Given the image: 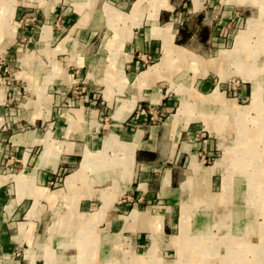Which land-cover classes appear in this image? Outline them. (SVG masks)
Returning a JSON list of instances; mask_svg holds the SVG:
<instances>
[{"label": "crops", "instance_id": "0c3cea01", "mask_svg": "<svg viewBox=\"0 0 264 264\" xmlns=\"http://www.w3.org/2000/svg\"><path fill=\"white\" fill-rule=\"evenodd\" d=\"M58 1L0 0V53L15 43L16 18L29 8L42 44L17 57L18 90L38 97L18 111L21 124L7 130L2 142L6 149L16 148L21 160L14 174L0 175V264H264V243L252 242L264 235V225L255 223L243 203L250 190L247 168L258 161L257 136L263 128L251 137L238 126L234 142L228 137L217 143L216 134H232L234 119L239 125L243 118L236 99L222 102L228 109L221 108L224 115L210 123L208 138L198 146L178 142L184 122H144L157 108L165 109L164 96L150 91L162 76L156 64L146 62L156 58L158 40L163 41L166 31L158 21L168 6L157 16L154 11L146 15L152 26L142 36L134 35L135 27L121 29L122 36L115 34L118 46L94 53L68 46L67 36L45 48ZM234 1L229 4H252ZM87 20L82 15L80 22ZM154 22L162 33L153 35ZM3 84L1 132L14 112L5 107L13 88ZM85 84V94L70 95L71 109L54 108L55 101L64 100L51 94L53 89ZM94 95L98 106L90 103ZM104 117L111 120L106 125ZM219 146L223 159L213 158ZM250 150L255 152L250 158H256L249 160ZM200 156L212 162L205 166ZM202 185L209 190L207 201L183 206ZM251 192L257 197L258 189ZM201 204L206 208L196 211ZM202 215L208 217L202 220Z\"/></svg>", "mask_w": 264, "mask_h": 264}, {"label": "rangeland", "instance_id": "374dc122", "mask_svg": "<svg viewBox=\"0 0 264 264\" xmlns=\"http://www.w3.org/2000/svg\"><path fill=\"white\" fill-rule=\"evenodd\" d=\"M134 1L137 2V7L134 6ZM162 1L168 7L160 10L158 25L164 27L166 32L163 41L158 40L156 58L146 64H156L155 68L159 69L157 72L162 76V80L155 84L150 91L154 93L159 91L164 96L162 108L165 109L160 112L157 108L156 112V108H152L156 113H152L144 122L148 125L168 124L169 121L184 122L185 132L179 136L178 142H187L198 146L202 140L208 138L210 123L218 122L219 117L224 115L221 108L228 109V107H223L224 103L222 102L236 99L239 107H242L243 118L239 119L241 120L239 125L238 120L232 118V120L234 119L232 126L237 129L228 135L216 134L219 136L217 143L220 139L224 143L226 138L229 141L228 137L232 138L234 142L237 137H240L238 126L243 127L242 131L245 129L243 132L249 133V135L254 134L258 130L257 128H263V134L257 136L261 138L258 140L260 149L257 152L258 161L247 168L251 178L250 190L243 203L250 212H253L254 215L251 217L256 220L255 223L264 225V213H260L264 207V200L259 198V195L264 196V68L260 70L264 66V0H242L245 3H252L248 6L229 4L236 3L234 0H59L55 7V19L48 24L51 28L52 38L45 48H54L67 36L68 46H78L94 53L108 52L107 49L118 46L119 35L122 36L121 29L128 30L130 27L132 29L135 27L134 35L142 36L143 31L152 26V23L145 22L146 15L155 12V7H157L155 4ZM78 3L82 5L80 6ZM33 12L34 9L29 8L22 17L16 18L18 37L10 49L0 53V81L4 83L3 85L13 88L8 92L5 107L15 112L8 115L9 121L1 127L4 128V132L0 130V175L14 174L21 160L20 153L16 148L10 146L6 149L2 146L3 139L5 144L7 142L4 137L5 132L14 125L21 124L18 111L28 101L38 97L37 94L23 91V89L19 91V87L15 84L17 65L21 64V61L17 60L18 54L32 52L38 49L41 44L38 39L40 31ZM113 13L119 15L113 19ZM82 15L89 16V20L80 22ZM98 17H101L100 21ZM94 19L98 21L93 23ZM134 20H141V24ZM154 23L153 35L162 33L164 30L157 27L156 22ZM116 32L119 33L118 36L115 35ZM67 44L65 45L67 46ZM167 44H171L175 49L184 50L186 55L183 58L177 57V53L175 56L168 52L164 55V47ZM131 46H135V44L132 42ZM257 48L262 49L257 50ZM250 50H254L255 53L250 56L251 60L246 59L245 66L255 67L254 77L257 81H255V85L243 77L245 76L243 74L244 67L241 62L235 61L242 54L243 59L245 56L247 58L246 54ZM98 56L105 57L102 54ZM108 60L110 61V58ZM161 62H163L162 66H160ZM213 63L217 64L216 69L208 65H213ZM86 86L87 84L82 85L81 88L73 85L53 89L52 92H54L51 94L62 96L64 100L59 103L55 101L54 104L56 103L57 106L54 105V108L71 109L74 105L70 102V95L72 93L81 94V91L85 94ZM46 89L45 94L50 95L48 88ZM256 90L257 92H255ZM94 92L100 95L97 91ZM90 103L99 105V103L96 104L95 95L90 98ZM231 107L235 108L236 106L231 105ZM227 115L230 114L227 113ZM232 116H235V110ZM110 121L105 117L102 120L104 125ZM135 121L138 122L137 119ZM254 135L251 137H255ZM196 151L199 153L201 149L198 148ZM248 153L249 160L256 158H250V155L253 156L255 153L252 150ZM224 154L225 150L223 151L220 147L213 158L223 159ZM231 155L233 156V154ZM200 159L204 160L205 166L209 161L212 162L207 156H200ZM254 176L262 178L263 181L259 179L260 183H252L251 180ZM206 186L202 185L199 189L197 188L196 194H190V197L185 199L183 206L191 204L190 201L198 202L200 200L205 203L207 201L205 193L209 191L206 190L208 189ZM255 189H258L257 197H254V193L251 192ZM215 190L217 189L215 188ZM201 208L206 207L201 204L196 208V211ZM196 211L194 210V213ZM200 217L203 220L208 216ZM196 220H199V215ZM254 239H257L252 241L255 242V245L264 243L262 234Z\"/></svg>", "mask_w": 264, "mask_h": 264}, {"label": "bare ground", "instance_id": "6f19581e", "mask_svg": "<svg viewBox=\"0 0 264 264\" xmlns=\"http://www.w3.org/2000/svg\"><path fill=\"white\" fill-rule=\"evenodd\" d=\"M166 6H168V5H166L164 1H162L161 3H159L158 6L156 7L155 12H154V16H157V15H158V10H159L160 8H164V7H166ZM158 7H159V8H158ZM157 8H158V9H157ZM244 45H246V42H244ZM166 48H167V50H168V53H169V54H172L173 56H175L176 53H177L176 56H177V57H180V58H183V56L186 55V52H185L184 50H178V49H175L171 44H167ZM258 49L260 50V49H262V48H257V50H258ZM253 53H255L254 50H250V51L248 52V54H246V55H247V58H246V56H245V58L243 59V54H242L240 57L236 58L235 61H237V62H241V65L244 67L243 69H244L245 72H243V74H244L245 76H243V77L246 78V79H248V80H250V81H252V83L255 85L256 82H257L256 79H255V77H254V74H255V72H256L255 67L252 68V67H250V66H245L246 59L251 60L250 56H251ZM172 55H171V56H172ZM248 55H249V56H248ZM196 62H198V60H196ZM247 64H248V63H247ZM208 65L212 66V64H208ZM213 66H214L215 69L217 68V64H216V63H213ZM213 66H212V67H213ZM263 68H264V66L261 67L260 70H263ZM247 71H248V72H247ZM253 80H254V81H253ZM255 81H256V82H255ZM254 82H255V83H254ZM255 92H257V90H256Z\"/></svg>", "mask_w": 264, "mask_h": 264}]
</instances>
